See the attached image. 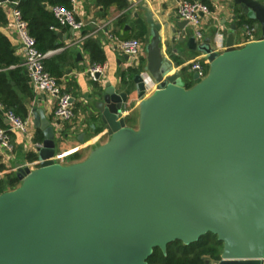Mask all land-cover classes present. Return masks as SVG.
Wrapping results in <instances>:
<instances>
[{
    "label": "water",
    "instance_id": "water-1",
    "mask_svg": "<svg viewBox=\"0 0 264 264\" xmlns=\"http://www.w3.org/2000/svg\"><path fill=\"white\" fill-rule=\"evenodd\" d=\"M233 2L250 22L242 32L261 38L238 48L231 24L219 53L191 36L209 73L193 71L200 82L187 89L190 66L173 60L176 49L163 56L161 24L141 0L153 41L145 75L129 80L141 100L138 129L124 115L129 81L107 82L95 107L111 139L85 161H54V125L33 110L40 167L19 168L21 186L0 194V264H148L155 249L208 234L223 243L216 264H264V0ZM187 27L180 20L172 30L182 31L179 44ZM149 83L156 90L145 98Z\"/></svg>",
    "mask_w": 264,
    "mask_h": 264
},
{
    "label": "crops",
    "instance_id": "crops-1",
    "mask_svg": "<svg viewBox=\"0 0 264 264\" xmlns=\"http://www.w3.org/2000/svg\"><path fill=\"white\" fill-rule=\"evenodd\" d=\"M200 1L210 9L211 15L206 20H203V38H197V42L202 44L204 41H209L214 51L223 53L226 49V40L230 26L231 24H237L241 10L234 4L233 0ZM128 2L129 8L126 10L121 11L116 6H112L108 11L104 12L102 8L96 7L93 0H78L75 12L77 19L84 22L82 31L74 32L62 27L55 29L58 33V38L59 34L63 35L62 40L59 38L63 47L51 55L64 52L67 59V64L64 65L66 66L64 74L58 79V83L62 84L61 86L64 85L65 87L63 88L67 92L69 91L68 93L72 96L73 106L78 105V109H81L76 118L77 120L69 128L64 127L62 122L56 119V98L47 93L36 92L30 76L24 67L32 95L28 96L20 89H17V93L27 108L28 114L25 120L27 119L30 124L26 133L10 131V123L7 118L8 110L0 102V127L9 130L11 143L13 142L14 144L13 154H7L0 148V165L2 166V169H0V179L13 174L17 177V171L21 167H29L31 170H36L40 167L41 161L39 159L37 144L43 145L44 136L34 125L33 110L36 108L42 109L47 119L54 125L56 137L67 138L62 140L59 149L56 146V153L53 157L54 159L57 156L67 154L63 159L58 161L63 166L85 161L95 149L110 141L111 137L107 134L105 128L102 127L99 113L95 107L98 100L97 96L107 82H110L116 88L122 86L123 79H121L119 74L122 71H128L132 63H134L137 69H144L137 73H145L148 60L147 47L153 41L151 26L146 22L145 12L140 8L141 0H128ZM142 3L153 14L155 22L161 24L160 48L163 56L169 58L170 54L176 49L177 53L173 54V60L178 61L181 67H189L194 62H201L205 65L207 57L201 52L190 50L188 47V40L191 36L195 35L194 29L191 26L187 27L186 31L188 35L185 37L184 42L180 44L179 41L183 38L182 31L179 30L175 34L172 32L176 28L177 22L180 21L178 17L179 0H142ZM52 7L46 5L49 12H51ZM1 9L5 12L7 21L5 25H0V32L9 38L15 48V54L19 58L21 66H23L25 54L13 23L11 8L7 6L1 7ZM121 17H124L122 24L119 23ZM133 27L136 29L139 38L143 39L139 40L143 43V47H141L140 56L135 62H132L120 49V43L129 39L127 38L128 32L132 31ZM256 33H258V36L255 35ZM243 38L244 41L240 43L236 39L235 44L238 48L259 40L261 32L255 31L252 36H249L248 40H245L244 36ZM87 39L96 41L105 56V62L103 63L106 66L105 73L101 76L100 81L97 82L98 84L94 86L88 77V70L92 64L91 56L83 48L84 42ZM173 46L175 47L173 48ZM78 54H80L79 57ZM11 68L14 69L15 67ZM188 73L192 75V80L194 81V73ZM194 82L198 84L200 80ZM129 87L133 92L130 101L125 105L124 112H127V118L138 112L139 120L141 100L137 98L136 87L131 84H129ZM155 90V85H150L146 89L145 98L151 97ZM129 128L138 129V127ZM68 159L72 161L64 164L63 162ZM18 181V187H20L22 182L19 179ZM213 263L210 262L209 264Z\"/></svg>",
    "mask_w": 264,
    "mask_h": 264
},
{
    "label": "trees",
    "instance_id": "trees-1",
    "mask_svg": "<svg viewBox=\"0 0 264 264\" xmlns=\"http://www.w3.org/2000/svg\"><path fill=\"white\" fill-rule=\"evenodd\" d=\"M11 1H19L18 8L23 19L28 23L29 32L36 39L37 48L41 53L55 52L63 47L59 41L58 33L52 29V27L59 28L60 25L54 15L47 10L46 5L64 6L70 9L69 0ZM93 2L104 12L112 6H116L121 11L129 8L128 0H93ZM6 21V14L0 7V25H5ZM123 21L124 17H121L119 23L122 24ZM246 24H250V22L244 17L238 16L237 25ZM83 48L91 56L92 64L105 62L104 52L96 41L87 39ZM65 64H67V59L64 52L50 55L45 59L46 71L57 80L63 76ZM17 89L28 96L32 95L25 69L15 54L13 44L6 35L0 32V102L8 111H13L25 119L28 111L17 93ZM0 169H2L1 165ZM18 184L19 181L14 174L0 179V194L15 190ZM222 251L223 243L218 240L217 236L208 234L191 245H184L180 241L173 242L168 245L166 253L157 248L149 258L148 264H206L207 261L217 263L221 260Z\"/></svg>",
    "mask_w": 264,
    "mask_h": 264
},
{
    "label": "built area",
    "instance_id": "built-area-1",
    "mask_svg": "<svg viewBox=\"0 0 264 264\" xmlns=\"http://www.w3.org/2000/svg\"><path fill=\"white\" fill-rule=\"evenodd\" d=\"M72 8L64 6H54L51 8V13L58 21L60 27L70 29L74 32H80L84 28V22L77 19L75 6L78 0H69ZM19 1L0 0V7L11 8L13 23L20 39L25 60L23 67L26 68L33 88L36 92H43L52 95L56 98L55 116L59 121L70 122L75 117L73 109L72 96L58 83V80L53 77L45 69V59L53 52L43 54L37 48L36 39L29 32L28 23L23 19L22 13L18 8ZM211 15L210 9L200 0H179L178 17L181 21H187L189 26L194 29L198 39L203 38V32L200 30V25L203 20H206ZM246 34L252 36L255 32L253 27H246ZM55 30V27H52ZM121 51L127 55L132 62L138 60L141 51V44L137 39L124 40L120 43ZM206 65V63H205ZM204 65L201 62H194L190 65L191 71H199L200 78L203 77ZM106 70L105 64H91L88 70V77L93 82H99L98 75L103 76ZM145 75V73H142ZM152 85L149 83V86ZM124 115H128L124 112ZM7 118L10 123V131L26 133L29 128V121L16 115L13 111L7 112ZM42 144H37V149L41 148ZM0 148L13 153L14 147L11 143L9 130L0 127ZM67 154L57 156L53 160L58 163Z\"/></svg>",
    "mask_w": 264,
    "mask_h": 264
},
{
    "label": "rangeland",
    "instance_id": "rangeland-1",
    "mask_svg": "<svg viewBox=\"0 0 264 264\" xmlns=\"http://www.w3.org/2000/svg\"><path fill=\"white\" fill-rule=\"evenodd\" d=\"M242 28H243V26H238V30H237V42L238 43H240V42H243L244 41V38H243V36L245 37V40H248V38H249V36H247L246 34H244L243 32H242ZM200 30L203 32V25L201 24L200 25ZM258 32V31H257ZM129 34H128V36H127V38H129V39H138V40H143L142 38H139V36H138V33H137V31H136V29L133 27V30L132 31H130V32H128ZM256 36H258V33H256L255 34ZM129 39H127V40H129ZM140 42V44H141V47H143V43L141 42V41H139ZM205 67H204V71H203V77L201 78V80L202 79H204V78H206L207 77V75H208V73H209V66H207V65H204ZM128 67V66H127ZM130 67V69L127 71H122V72H120V77H121V79H123V81H125V82H127V80L129 81H131L133 78H134V76L136 75V73L137 72H140V71H142V70H144L143 68H140V69H137L136 68V66H134V63H132V65L131 66H129ZM131 77V78H130ZM182 77H183V80H184V82H185V84H186V86H187V88H191V87H193L196 83L192 80V75L191 74H189L188 72H187V70L185 71V72H183L182 73ZM129 78V79H128ZM128 82V84H131V85H133L132 84V82ZM91 84H93V86L94 85H97L98 83L97 82H93V81H91ZM62 85V84H61ZM62 87H65L64 85L62 86ZM69 92V91H68ZM79 107H78V105H74L73 106V109H74V112H75V117L73 118V120L72 121H70V122H65V121H61L62 122V125L64 126V127H67V128H69V126L74 122V121H76L77 119V116L79 115V113H80V111H81V109L79 110L78 109ZM56 119H58L57 117H56ZM59 120V119H58ZM138 112H136L135 114H132L130 117H128L127 118V126L128 127H133V128H137L138 127ZM68 131H69V129H67ZM64 135H66V133H64ZM64 139H67L66 137H63ZM64 139H62V138H60V137H57L56 138V142H57V146H58V149L60 148L59 146H60V144L62 143V140H64ZM12 145L14 146V144H13V142H12ZM4 152H6L7 154H13V153H11V152H8L7 150H5L4 149ZM70 161H72V160H70V159H68V160H66V161H64L63 163L64 164H67V163H69ZM215 263V262H214ZM213 263V264H214Z\"/></svg>",
    "mask_w": 264,
    "mask_h": 264
}]
</instances>
